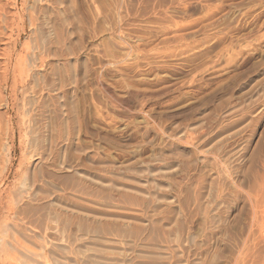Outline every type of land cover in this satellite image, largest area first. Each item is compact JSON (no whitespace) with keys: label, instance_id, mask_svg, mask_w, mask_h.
<instances>
[{"label":"rangeland","instance_id":"obj_1","mask_svg":"<svg viewBox=\"0 0 264 264\" xmlns=\"http://www.w3.org/2000/svg\"><path fill=\"white\" fill-rule=\"evenodd\" d=\"M263 183L264 0H0V264H264Z\"/></svg>","mask_w":264,"mask_h":264},{"label":"bare ground","instance_id":"obj_2","mask_svg":"<svg viewBox=\"0 0 264 264\" xmlns=\"http://www.w3.org/2000/svg\"><path fill=\"white\" fill-rule=\"evenodd\" d=\"M187 1V0H186ZM123 3V2H122ZM136 11H137V8H136ZM25 29H26V27H25V25H23V28H22V30L23 31H25ZM15 92V91H14ZM13 92V93H14ZM11 93V92H10ZM9 96V95H8ZM8 98V97H7ZM12 106V105H11ZM264 184V183H263ZM264 189V188H263ZM264 231V230H263ZM260 233H262V232H260ZM262 236H264V235H262ZM255 241V240H254ZM264 242V241H263ZM258 253V252H257ZM263 258H264V256H263ZM264 261V260H263ZM262 262V261H261Z\"/></svg>","mask_w":264,"mask_h":264}]
</instances>
